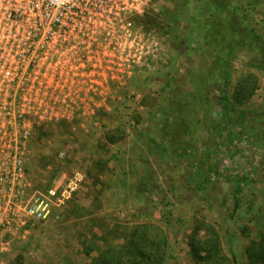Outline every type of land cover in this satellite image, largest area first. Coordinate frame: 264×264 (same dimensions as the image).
Wrapping results in <instances>:
<instances>
[{
  "label": "rangeland",
  "instance_id": "obj_1",
  "mask_svg": "<svg viewBox=\"0 0 264 264\" xmlns=\"http://www.w3.org/2000/svg\"><path fill=\"white\" fill-rule=\"evenodd\" d=\"M209 1L152 0L133 13L135 46L142 48L138 60L120 49L110 52L103 34L92 45L99 73L88 77L81 99L72 93L71 106L35 125L24 163L32 190L45 192L75 172L82 182L55 207L57 218L29 221L25 234L5 235L2 264H86L104 239L120 242L141 223L167 235L165 264H197L188 240L207 223L218 232L223 252L247 264L245 247L264 233V146L256 140L264 135V71L247 66L255 55L251 49H237L226 60L227 36L217 45L206 32ZM229 6L247 29L264 37V0H229ZM225 69L230 99L239 82L254 79L255 85L251 96H239L245 99L239 109L250 112L235 130L248 132L235 147L227 146L212 121L219 116ZM178 116L190 156L170 147L164 132V123L171 128ZM203 163H217L223 174L197 189ZM240 171L247 176L236 195L225 173ZM139 183L145 185L142 194L135 192Z\"/></svg>",
  "mask_w": 264,
  "mask_h": 264
},
{
  "label": "built area",
  "instance_id": "obj_2",
  "mask_svg": "<svg viewBox=\"0 0 264 264\" xmlns=\"http://www.w3.org/2000/svg\"><path fill=\"white\" fill-rule=\"evenodd\" d=\"M151 1L0 0V253L5 235L57 218L55 207L82 182L75 172L45 192L31 189L24 163L35 125L71 106L72 93L82 98L88 77L99 73L92 45L102 34L110 52L139 59L132 16Z\"/></svg>",
  "mask_w": 264,
  "mask_h": 264
},
{
  "label": "trees",
  "instance_id": "obj_3",
  "mask_svg": "<svg viewBox=\"0 0 264 264\" xmlns=\"http://www.w3.org/2000/svg\"><path fill=\"white\" fill-rule=\"evenodd\" d=\"M209 3L212 9V21L210 29L208 27L206 32L207 35L210 34V39L217 45H220L224 38L226 40L227 36L224 50L227 54L226 60L231 58L237 49H251L255 55L248 61L247 66L250 69L264 71V37L243 25L235 11L230 8L229 0H210ZM149 22L151 23L152 20ZM249 80L244 84L239 82L234 98L230 99L226 94L228 81L226 69L220 78L219 116L212 121L217 125L218 135L225 133V141L229 147H235V142L248 133L242 131L239 135L235 130L245 124L246 115L250 112L239 109L238 106L243 104L244 98L251 96L254 90V79ZM239 96L244 98L239 99ZM182 122L181 116H178L171 128L165 122L164 132L168 136L170 147L176 148L180 155L190 156L191 149L183 139V134L187 131L185 129L183 131ZM251 130L254 131V127L248 128V131ZM221 139L224 140L223 137ZM256 140L261 147L264 146V135L257 136ZM197 170H199V179L195 182L197 189L214 184L222 173L217 163H208L207 165L203 163V166ZM244 173V171L236 172L233 175L225 173L227 179L234 180L236 195L241 192V186L246 181L247 175ZM145 190V185L142 183H139L135 188L137 194H142ZM200 232H204V234L199 236ZM102 243L103 245L91 249L90 253L95 252L96 256L86 264H165L166 262L168 238L162 229L154 224H137L120 239V242L104 239ZM188 245L190 255L197 264H236L233 256L228 257L223 252L219 234L211 224H205L202 229L195 228L189 237ZM244 251L247 264H264V233L259 240L250 241Z\"/></svg>",
  "mask_w": 264,
  "mask_h": 264
}]
</instances>
